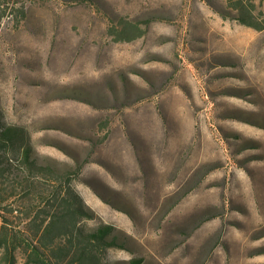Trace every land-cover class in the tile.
<instances>
[{
  "label": "rangeland",
  "instance_id": "obj_1",
  "mask_svg": "<svg viewBox=\"0 0 264 264\" xmlns=\"http://www.w3.org/2000/svg\"><path fill=\"white\" fill-rule=\"evenodd\" d=\"M0 7V99L38 153L82 165L84 222L131 236L106 260L264 264V30L230 0Z\"/></svg>",
  "mask_w": 264,
  "mask_h": 264
},
{
  "label": "trees",
  "instance_id": "obj_2",
  "mask_svg": "<svg viewBox=\"0 0 264 264\" xmlns=\"http://www.w3.org/2000/svg\"><path fill=\"white\" fill-rule=\"evenodd\" d=\"M225 12L264 30V11L256 16L253 0H230ZM5 7H0V18ZM126 27V26H124ZM127 37V39L134 38ZM82 169L35 148L29 128L9 119L0 99V253L2 264H142L143 258L108 261L112 247L124 248L131 236L110 223L89 226L94 211L73 184Z\"/></svg>",
  "mask_w": 264,
  "mask_h": 264
}]
</instances>
